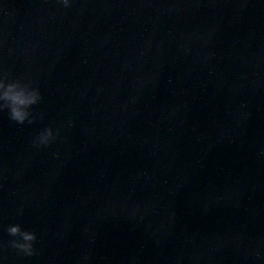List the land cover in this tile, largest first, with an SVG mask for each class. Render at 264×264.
Instances as JSON below:
<instances>
[{"label":"water","instance_id":"1","mask_svg":"<svg viewBox=\"0 0 264 264\" xmlns=\"http://www.w3.org/2000/svg\"><path fill=\"white\" fill-rule=\"evenodd\" d=\"M0 74L3 264H264V0H0Z\"/></svg>","mask_w":264,"mask_h":264},{"label":"clouds","instance_id":"2","mask_svg":"<svg viewBox=\"0 0 264 264\" xmlns=\"http://www.w3.org/2000/svg\"><path fill=\"white\" fill-rule=\"evenodd\" d=\"M58 5L71 8L73 0H56ZM43 100L40 89L31 81L23 79H9L7 74H0V113L6 112L8 118L19 125H33L38 119L44 118L43 113L34 111ZM60 137V129L45 127L32 139V147L39 150L51 147ZM22 215V210L18 211ZM7 234L12 238L8 247L24 257L36 255V233L25 230L20 224H12L6 228ZM3 245L0 244V248ZM0 264L3 260L0 259Z\"/></svg>","mask_w":264,"mask_h":264}]
</instances>
